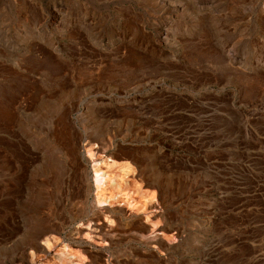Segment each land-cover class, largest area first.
Instances as JSON below:
<instances>
[{"label":"rangeland","instance_id":"374dc122","mask_svg":"<svg viewBox=\"0 0 264 264\" xmlns=\"http://www.w3.org/2000/svg\"><path fill=\"white\" fill-rule=\"evenodd\" d=\"M39 220L97 264H264V0H0V264Z\"/></svg>","mask_w":264,"mask_h":264},{"label":"bare ground","instance_id":"6f19581e","mask_svg":"<svg viewBox=\"0 0 264 264\" xmlns=\"http://www.w3.org/2000/svg\"><path fill=\"white\" fill-rule=\"evenodd\" d=\"M4 113V112H3ZM61 117V116H60ZM59 118V117H58ZM66 118V117H65ZM59 120V119H58ZM64 140V139H63ZM57 152H59V151H57ZM88 153H89V155H90V157H91V160H92V162L91 163H93V173H94V176H93V186L91 185V190H92V187H93V189H95V204H93L92 205V207L93 208H95V210H97L98 212H99V215H100V217H101V222H102V220H103V218L102 217H104L103 215L104 214H108V215H110V216H112L113 218H115V219H117L116 220V222H114V223H117V222H119L118 224H121L122 223V218H124L122 215H125L124 214V212H123V210H120V209H118V207L119 206H117L118 204V202L119 201H116V199L119 197V195L117 196H113L112 198H109L110 200L111 199H113L115 202H117L116 204L113 202V204H115L116 205V208H113L112 207V202H109L110 200L106 197V194H105V192H107L106 190V188H107V185H106V179L109 177L108 176V173L107 172H104L103 171V166H106L108 169H110L111 167H114V166H116L117 165V162H116V160L115 159H113V158H111V157H105V159H102V157H100L98 154H99V152H96L94 149H89V151H88ZM55 154V153H54ZM51 155V154H50ZM63 156V155H62ZM74 157V156H73ZM56 159V158H55ZM54 159V160H55ZM75 159V158H74ZM60 161H61V158L59 159ZM63 160V159H62ZM68 161V160H67ZM48 164H47V167H45V168H47V169H49V171L50 172H52V174H54L55 175V177H57V176H59V174L61 173L60 172V168H58L57 166H56V163L54 162V161H52L51 160V158L50 159H48V162H47ZM63 163V162H62ZM61 164V163H60ZM76 167H78V166H76ZM45 172V171H44ZM60 175H62V174H60ZM113 182V184H112V186L111 187H114V189L115 190H119L120 188H121V185H120V183H118V182H116V181H112ZM113 189V191H115ZM36 190V189H35ZM90 192V191H89ZM91 193V192H90ZM120 194V193H119ZM145 195V194H144ZM143 195V196H144ZM88 196H90V194H88ZM120 196H121V194H120ZM145 197V196H144ZM88 198V197H87ZM146 199H147V203H145L143 206L144 207H146V208H141V207H139V208H137L136 209V212H139L138 214H136V215H138V216H140V213H141V211H143V209L146 211H151V213H149V214H152L153 216V218L155 217L156 218V215L155 214H153V213H156L155 211H158V210H156V209H158L157 208V206H159V204L160 203H158L157 205H156V203L155 202H153V200H155V196L153 195V200H151V199H149L148 200V197H145ZM145 199V200H146ZM109 200V201H108ZM92 204V203H91ZM106 205H110L109 207H107ZM115 205H113V206H115ZM91 205H89V207H90ZM139 209V210H138ZM93 210V209H92ZM138 210V211H137ZM144 211V212H145ZM146 211V212H147ZM152 211H154V212H152ZM94 212V211H93ZM97 212V213H98ZM145 212V213H146ZM143 213V212H142ZM144 213V214H145ZM92 214V213H91ZM90 214V215H91ZM96 214V213H95ZM94 214V215H95ZM89 215V214H88ZM93 215V214H92ZM102 215V216H101ZM159 215V214H158ZM157 215V216H158ZM96 216V215H95ZM142 216V215H141ZM148 216V215H147ZM84 217H86V216H84ZM129 217H131V216H129ZM137 217V216H136ZM135 217V218H136ZM146 217V216H145ZM150 216H148L147 218L148 219H150L149 218ZM89 218V217H88ZM96 218V217H95ZM97 218H98V216H97ZM96 218V219H97ZM109 219L111 218V217H108ZM127 218V217H126ZM146 218V219H147ZM139 219L141 220V218L139 217ZM139 219L137 218V222L139 221ZM108 219H106V221H107ZM111 220V219H110ZM113 220V219H112ZM111 220V221H112ZM152 220H154V219H152L151 218V225H153V228L154 229H156L157 231H159V232H164L163 230V228L162 227H158V223H156L155 221V223H153V221ZM94 221V220H93ZM110 221V222H111ZM115 221V220H114ZM132 221V220H131ZM99 223H100V221H98ZM113 222V221H112ZM112 222H111V224H112ZM149 222V221H148ZM113 223V224H114ZM132 223V222H131ZM45 223H44V221L43 220H39V221H36V222H34V223H31V225H30V227L27 229V231H26V233L23 235V237L21 238V243H20V248H19V252H20V254H19V257H18V259L16 260V262H15V264H94L95 262H94V259H92L93 260V262H92V260L89 262L88 261V259H90V258H88L87 257V260H86V258H82L83 256H85L86 257V252H85V250H84V248H83V252H84V255H79V252H78V250H77V254H75L76 252L74 251V253H72L71 251H72V249L70 250V248L69 247H67V246H69V244L67 245V246H62L61 247V249L59 248L60 247V244H61V239H59L58 237H56V236H54L53 235V232L56 230H52V229H47V228H45V226L46 225H44ZM106 225V223H103L102 222V225H101V223L100 224H93L92 225V223H89L88 225H86L85 227L87 228V229H85V230H82V229H80L76 234L77 235H75V236H77V237H75V238H78V237H80V236H82L83 235V233H84V235H85V237H86V239H87V241L88 242H91V244H95L96 245V248H97V251L101 254L100 255V257H105L106 256V254H110V249H111V247H112V245H113V238H114V236H115V234H116V229L117 228H119L120 227V225L118 226V224H116L118 227L116 228L115 227V229L112 227H108L109 229L107 230V226L105 227V225ZM150 224V223H149ZM138 226L141 228V230L143 231V230H148V227L147 226H144L143 224H141V222L139 221L138 222ZM50 228V227H49ZM120 229V228H119ZM55 233H56V231H55ZM58 233V232H57ZM142 233V232H141ZM148 233V232H147ZM59 234V233H58ZM72 234V233H71ZM151 234H153L152 232H151ZM162 234H164V233H162ZM81 238V237H80ZM73 239V238H72ZM149 239V238H148ZM65 240V239H64ZM75 240V239H74ZM77 240V239H76ZM80 240V239H79ZM83 240V239H82ZM81 240V241H82ZM134 240V239H133ZM140 240V239H139ZM73 241V240H72ZM80 241V242H81ZM150 241H152V242H154V243H156L157 245L156 246H158L160 243H159V241H157V239L156 238H153V239H151ZM80 242H74V243H76V245H77V243H79V244H84V243H80ZM82 242H85L84 240L82 241ZM144 242V241H143ZM64 243V242H63ZM72 243V242H71ZM162 243V242H161ZM85 244H87L88 245V243H85ZM124 244V243H123ZM74 246H75V244H73ZM161 245V244H160ZM74 246H72V247H74ZM91 246V245H90ZM94 246V245H93ZM99 246L100 247H102V246H110V248H99ZM78 247V246H77ZM80 247V246H79ZM82 247H85V246H82ZM160 247V246H159ZM81 248V247H80ZM95 248V249H96ZM162 248V247H161ZM85 249H86V247H85ZM88 249V252L90 251V249H89V247L87 248ZM82 250V249H81ZM80 250V251H81ZM92 251V250H91ZM96 251V250H95ZM82 253V252H81ZM91 253V252H90ZM89 253V254H90ZM95 253H97V252H95ZM94 253V254H95ZM83 254V253H82ZM86 254V255H85ZM88 254V255H89ZM96 255V254H95ZM111 255V254H110ZM127 255V254H126ZM94 256V255H93ZM93 256H91V254H90V256L89 257H91V258H93ZM95 257V256H94ZM98 257V256H97ZM97 257H95L96 259H97ZM132 257V256H131ZM107 258V257H106ZM103 260V259H102ZM112 261H114V259L112 258L111 259ZM111 260H108L107 262V264H111L112 262H111ZM99 261V260H98ZM98 261H96V262H98ZM100 261H101V259H100ZM102 262V261H101ZM104 262V261H103ZM106 262V261H105ZM116 262V263H115ZM99 263V262H98ZM95 264H97V263H95ZM113 264H124L123 262H121V261H114V263Z\"/></svg>","mask_w":264,"mask_h":264}]
</instances>
